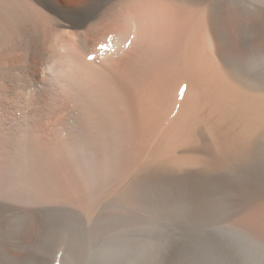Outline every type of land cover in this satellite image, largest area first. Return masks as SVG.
I'll return each instance as SVG.
<instances>
[{
	"label": "bare ground",
	"instance_id": "6f19581e",
	"mask_svg": "<svg viewBox=\"0 0 264 264\" xmlns=\"http://www.w3.org/2000/svg\"><path fill=\"white\" fill-rule=\"evenodd\" d=\"M136 1L143 0H112L96 14L57 0H0L5 214L12 193L32 191L46 203L76 200V189L87 195L94 180L105 186L117 166L122 172L179 167L196 178L245 158L264 134V88L233 70L236 20L225 23L223 40L215 0H185L197 7L162 32L131 14L130 44L119 42L110 53L93 48L97 27L109 31L110 15L121 16L119 9ZM112 31L105 40L120 36V29ZM4 246L8 260L23 264V250L10 256Z\"/></svg>",
	"mask_w": 264,
	"mask_h": 264
},
{
	"label": "rangeland",
	"instance_id": "374dc122",
	"mask_svg": "<svg viewBox=\"0 0 264 264\" xmlns=\"http://www.w3.org/2000/svg\"><path fill=\"white\" fill-rule=\"evenodd\" d=\"M179 1L143 0L120 8L121 16L112 13L108 25L109 31L120 29V36L111 33L105 40L109 31L97 27L93 48L110 53L128 42L125 20L131 14L151 31L184 23L197 6ZM215 1V11L223 14V40L229 39L225 23L236 20L233 70L264 88V0ZM111 3L95 0L79 9L97 14ZM167 124L157 126L153 145ZM177 168L122 172L117 166L109 184L94 180L87 195L78 188L76 200L59 197L58 203L42 202L28 190L12 193L5 198L7 214L0 204V264H16L5 257L6 243L10 256L25 252L23 264H264V134L245 158L196 178Z\"/></svg>",
	"mask_w": 264,
	"mask_h": 264
},
{
	"label": "snow or ice",
	"instance_id": "6c2138e0",
	"mask_svg": "<svg viewBox=\"0 0 264 264\" xmlns=\"http://www.w3.org/2000/svg\"><path fill=\"white\" fill-rule=\"evenodd\" d=\"M63 2L67 3L69 7L79 9V8H85L90 6L91 0H63ZM129 44L131 41L128 42ZM100 48L104 47V44L99 45ZM89 60L95 59V57L89 55L87 57ZM5 77L0 76V86H2V81ZM17 86L18 87H23V82L22 81H17Z\"/></svg>",
	"mask_w": 264,
	"mask_h": 264
}]
</instances>
